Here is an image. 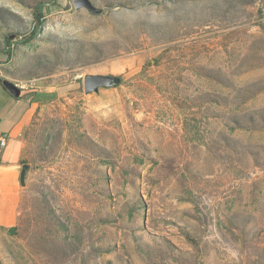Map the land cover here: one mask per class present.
I'll list each match as a JSON object with an SVG mask.
<instances>
[{
	"label": "rangeland",
	"instance_id": "1",
	"mask_svg": "<svg viewBox=\"0 0 264 264\" xmlns=\"http://www.w3.org/2000/svg\"><path fill=\"white\" fill-rule=\"evenodd\" d=\"M90 1L0 0L37 88L0 264H264V0Z\"/></svg>",
	"mask_w": 264,
	"mask_h": 264
},
{
	"label": "crops",
	"instance_id": "2",
	"mask_svg": "<svg viewBox=\"0 0 264 264\" xmlns=\"http://www.w3.org/2000/svg\"><path fill=\"white\" fill-rule=\"evenodd\" d=\"M8 83L0 78V140L7 136L5 145H0V227L11 229L19 215V170L34 96Z\"/></svg>",
	"mask_w": 264,
	"mask_h": 264
},
{
	"label": "water",
	"instance_id": "3",
	"mask_svg": "<svg viewBox=\"0 0 264 264\" xmlns=\"http://www.w3.org/2000/svg\"><path fill=\"white\" fill-rule=\"evenodd\" d=\"M73 6L75 9L85 8L90 12H98L99 10L95 8L90 0H73ZM109 82L107 77L87 75L84 78V90L85 92L95 91L99 86H105ZM12 232V228L9 230Z\"/></svg>",
	"mask_w": 264,
	"mask_h": 264
},
{
	"label": "trees",
	"instance_id": "4",
	"mask_svg": "<svg viewBox=\"0 0 264 264\" xmlns=\"http://www.w3.org/2000/svg\"><path fill=\"white\" fill-rule=\"evenodd\" d=\"M39 8H41V6H39ZM42 21H43L42 20V14L39 11H37L33 29L31 30V32L27 36L24 37L25 41L31 40V39L37 37V35L41 32V28L43 25ZM21 34H23V33H21V31H18V30L11 31V35H21ZM47 216L49 217L50 221H52L53 224H55L58 220L57 216L55 215V212L52 208H48V215Z\"/></svg>",
	"mask_w": 264,
	"mask_h": 264
},
{
	"label": "built area",
	"instance_id": "5",
	"mask_svg": "<svg viewBox=\"0 0 264 264\" xmlns=\"http://www.w3.org/2000/svg\"><path fill=\"white\" fill-rule=\"evenodd\" d=\"M14 88L18 89H26L29 90L30 92L36 91V85L34 81H26L24 84H13ZM7 140V136L3 135L0 140V145L4 146Z\"/></svg>",
	"mask_w": 264,
	"mask_h": 264
}]
</instances>
